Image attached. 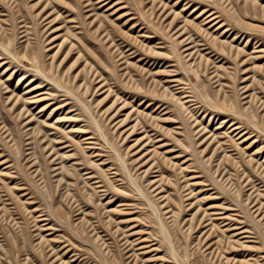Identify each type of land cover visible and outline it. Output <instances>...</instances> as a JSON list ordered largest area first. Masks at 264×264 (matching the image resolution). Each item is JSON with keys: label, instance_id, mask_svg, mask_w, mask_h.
<instances>
[{"label": "rangeland", "instance_id": "1", "mask_svg": "<svg viewBox=\"0 0 264 264\" xmlns=\"http://www.w3.org/2000/svg\"><path fill=\"white\" fill-rule=\"evenodd\" d=\"M0 264H264V0H0Z\"/></svg>", "mask_w": 264, "mask_h": 264}, {"label": "bare ground", "instance_id": "2", "mask_svg": "<svg viewBox=\"0 0 264 264\" xmlns=\"http://www.w3.org/2000/svg\"><path fill=\"white\" fill-rule=\"evenodd\" d=\"M105 174H106V173H105ZM89 180H90V179H89ZM89 180H88V181H89ZM98 182H99V181H98ZM164 229H165V228H164Z\"/></svg>", "mask_w": 264, "mask_h": 264}]
</instances>
